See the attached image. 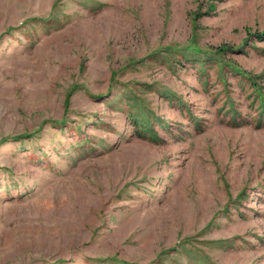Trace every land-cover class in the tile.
Instances as JSON below:
<instances>
[{"label":"rangeland","instance_id":"rangeland-1","mask_svg":"<svg viewBox=\"0 0 264 264\" xmlns=\"http://www.w3.org/2000/svg\"><path fill=\"white\" fill-rule=\"evenodd\" d=\"M263 32L264 0H0V264H264Z\"/></svg>","mask_w":264,"mask_h":264},{"label":"trees","instance_id":"trees-1","mask_svg":"<svg viewBox=\"0 0 264 264\" xmlns=\"http://www.w3.org/2000/svg\"><path fill=\"white\" fill-rule=\"evenodd\" d=\"M263 34H264V32H263ZM259 36H264V35H259ZM221 50H226L224 47H221Z\"/></svg>","mask_w":264,"mask_h":264}]
</instances>
